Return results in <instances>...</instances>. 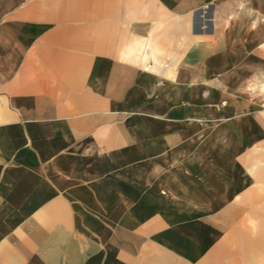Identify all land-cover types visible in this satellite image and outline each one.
Here are the masks:
<instances>
[{
    "label": "crops",
    "instance_id": "obj_1",
    "mask_svg": "<svg viewBox=\"0 0 264 264\" xmlns=\"http://www.w3.org/2000/svg\"><path fill=\"white\" fill-rule=\"evenodd\" d=\"M223 1L0 0V264H264V106L208 87L264 0Z\"/></svg>",
    "mask_w": 264,
    "mask_h": 264
},
{
    "label": "rangeland",
    "instance_id": "obj_2",
    "mask_svg": "<svg viewBox=\"0 0 264 264\" xmlns=\"http://www.w3.org/2000/svg\"><path fill=\"white\" fill-rule=\"evenodd\" d=\"M261 1V0H260ZM262 2L250 3L248 0H224L222 4V11L224 13L223 26H227V22L230 20L231 13L238 12L241 18H244L243 21L239 23V29H242L246 32V15L249 13L256 14L257 11L260 12ZM252 21V20H251ZM241 30V29H240ZM246 34L239 36V59L233 62L232 66H229L226 70H223L221 75L212 81L208 87L209 89L229 92L231 95L235 94L236 98H227L223 97L222 102L219 103V106L232 107L231 113L229 111L223 116L225 119L230 117H238L239 121H242L245 118L247 113L248 101L251 99L249 97L255 96V106L261 108L263 105V90H264V63H263V52L261 48V33L255 34V53L253 61L247 57L246 50ZM252 62V63H251ZM252 100V99H251ZM214 100L207 99V105L213 106ZM232 114V115H231ZM257 118V114H256ZM207 121L214 122L212 116H208ZM258 119V118H257Z\"/></svg>",
    "mask_w": 264,
    "mask_h": 264
}]
</instances>
